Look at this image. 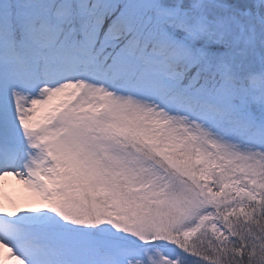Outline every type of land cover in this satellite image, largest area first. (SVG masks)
<instances>
[{
	"label": "snow or ice",
	"instance_id": "snow-or-ice-1",
	"mask_svg": "<svg viewBox=\"0 0 264 264\" xmlns=\"http://www.w3.org/2000/svg\"><path fill=\"white\" fill-rule=\"evenodd\" d=\"M0 264H264V0H0Z\"/></svg>",
	"mask_w": 264,
	"mask_h": 264
},
{
	"label": "bare ground",
	"instance_id": "bare-ground-1",
	"mask_svg": "<svg viewBox=\"0 0 264 264\" xmlns=\"http://www.w3.org/2000/svg\"><path fill=\"white\" fill-rule=\"evenodd\" d=\"M11 184L14 185L17 189H20V187H21L15 181H11Z\"/></svg>",
	"mask_w": 264,
	"mask_h": 264
}]
</instances>
